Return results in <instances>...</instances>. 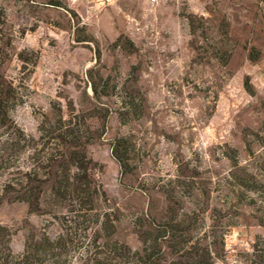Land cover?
I'll list each match as a JSON object with an SVG mask.
<instances>
[{
  "label": "rangeland",
  "instance_id": "1",
  "mask_svg": "<svg viewBox=\"0 0 264 264\" xmlns=\"http://www.w3.org/2000/svg\"><path fill=\"white\" fill-rule=\"evenodd\" d=\"M0 264H264V0H0Z\"/></svg>",
  "mask_w": 264,
  "mask_h": 264
}]
</instances>
